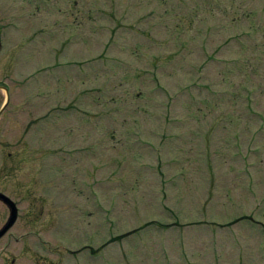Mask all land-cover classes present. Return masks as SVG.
<instances>
[{
    "label": "rangeland",
    "instance_id": "rangeland-1",
    "mask_svg": "<svg viewBox=\"0 0 264 264\" xmlns=\"http://www.w3.org/2000/svg\"><path fill=\"white\" fill-rule=\"evenodd\" d=\"M0 30V264H264V0H0Z\"/></svg>",
    "mask_w": 264,
    "mask_h": 264
},
{
    "label": "water",
    "instance_id": "water-1",
    "mask_svg": "<svg viewBox=\"0 0 264 264\" xmlns=\"http://www.w3.org/2000/svg\"><path fill=\"white\" fill-rule=\"evenodd\" d=\"M13 211L11 210L10 212H9V216H8V218H7V220L3 223V225L0 227V232L4 229V227L12 220V218H13V213H12Z\"/></svg>",
    "mask_w": 264,
    "mask_h": 264
},
{
    "label": "flooded vegetation",
    "instance_id": "flooded-vegetation-1",
    "mask_svg": "<svg viewBox=\"0 0 264 264\" xmlns=\"http://www.w3.org/2000/svg\"><path fill=\"white\" fill-rule=\"evenodd\" d=\"M0 190H2V191H5V192H6V190H5V189H2V187H0ZM0 200H1V201H3L1 198H0ZM3 202H4V201H3ZM14 203H15V201H14ZM3 204H4L5 206H7L5 202H4ZM16 204H17V203H15V206H16V211H17V205H16ZM16 211H15V212H16ZM16 214H17V212H16ZM16 214H15V217H16ZM14 219H15V218H14ZM13 222H14V220H13ZM13 222H12V223H13ZM12 223H11V225H12ZM9 227H10V226H9ZM7 229H8V228H7Z\"/></svg>",
    "mask_w": 264,
    "mask_h": 264
}]
</instances>
